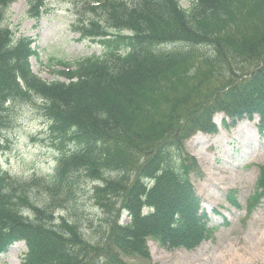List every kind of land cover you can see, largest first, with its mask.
Segmentation results:
<instances>
[{
  "label": "trees",
  "instance_id": "obj_1",
  "mask_svg": "<svg viewBox=\"0 0 264 264\" xmlns=\"http://www.w3.org/2000/svg\"><path fill=\"white\" fill-rule=\"evenodd\" d=\"M28 1L37 18L41 4ZM13 2L0 0V128L11 104L37 96L59 156L52 174L30 182L0 168V254L22 240L21 264H129L149 257L148 238L167 249L200 245L210 218L199 211L191 178L202 173L185 142L216 133L217 113L227 129L257 116L264 132V0H95L100 19L74 31L103 54L63 62L64 80L51 82L31 69L35 39L2 23ZM87 179L101 181L92 197L109 218L98 239L84 235L77 210L72 220L54 215ZM29 185L42 189L38 200ZM261 199L264 165L250 200Z\"/></svg>",
  "mask_w": 264,
  "mask_h": 264
},
{
  "label": "rangeland",
  "instance_id": "obj_2",
  "mask_svg": "<svg viewBox=\"0 0 264 264\" xmlns=\"http://www.w3.org/2000/svg\"><path fill=\"white\" fill-rule=\"evenodd\" d=\"M38 17L29 14L28 0H14L5 10L2 23L19 35L35 39L39 57H30L33 73L47 82L64 80L57 70L62 63L74 64L85 57L101 56L104 49L90 38H81L74 26L95 16L90 6L95 0H36ZM189 8L192 0H179ZM40 99L10 105V121L0 128V168L20 182L45 178L55 171L58 151L51 145L47 121L40 110ZM224 114H215L218 127L214 134L196 132L185 148L197 160L200 176L191 182L199 198V211L209 216L207 237L196 248L167 249L148 238L147 259H124L129 264H264V199L253 204L260 167L264 165V132L257 130L258 118L241 120L224 128ZM99 180L84 182V190L65 209H56L55 216L72 220L80 215V229L89 238H100L107 229V215L95 205L93 188ZM33 201L42 189L29 185ZM250 202L253 204L251 206ZM71 205V206H70ZM252 207V208H251ZM24 214H31L24 208ZM116 216H113V219ZM126 213L119 211L118 222L125 223ZM242 255L234 260L229 254ZM26 252L24 241L11 244L0 254V264H21ZM225 255V257H223ZM233 262V263H231Z\"/></svg>",
  "mask_w": 264,
  "mask_h": 264
},
{
  "label": "bare ground",
  "instance_id": "obj_3",
  "mask_svg": "<svg viewBox=\"0 0 264 264\" xmlns=\"http://www.w3.org/2000/svg\"><path fill=\"white\" fill-rule=\"evenodd\" d=\"M229 255H230V258L233 259V262L235 259H237V256H239L240 259H242V257H243L242 255H237L234 251L232 252V254H229ZM223 257H225V255H223ZM233 262H231V263H233Z\"/></svg>",
  "mask_w": 264,
  "mask_h": 264
}]
</instances>
